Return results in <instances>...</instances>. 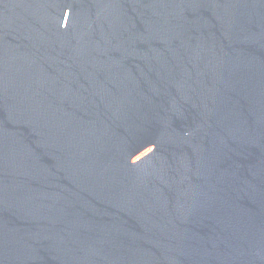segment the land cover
<instances>
[{
  "label": "water",
  "instance_id": "1",
  "mask_svg": "<svg viewBox=\"0 0 264 264\" xmlns=\"http://www.w3.org/2000/svg\"><path fill=\"white\" fill-rule=\"evenodd\" d=\"M0 264H264V0H0Z\"/></svg>",
  "mask_w": 264,
  "mask_h": 264
}]
</instances>
